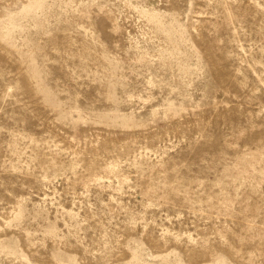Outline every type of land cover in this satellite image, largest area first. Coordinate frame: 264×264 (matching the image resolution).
Returning <instances> with one entry per match:
<instances>
[{
    "label": "rangeland",
    "instance_id": "1",
    "mask_svg": "<svg viewBox=\"0 0 264 264\" xmlns=\"http://www.w3.org/2000/svg\"><path fill=\"white\" fill-rule=\"evenodd\" d=\"M0 264H264V0H0Z\"/></svg>",
    "mask_w": 264,
    "mask_h": 264
}]
</instances>
